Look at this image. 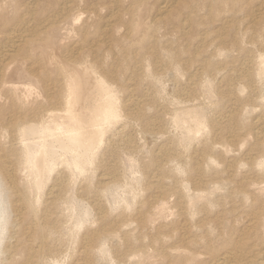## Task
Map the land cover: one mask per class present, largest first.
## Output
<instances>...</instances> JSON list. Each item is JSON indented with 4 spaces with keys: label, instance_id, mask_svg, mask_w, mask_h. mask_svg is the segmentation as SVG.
I'll list each match as a JSON object with an SVG mask.
<instances>
[{
    "label": "bare ground",
    "instance_id": "bare-ground-1",
    "mask_svg": "<svg viewBox=\"0 0 264 264\" xmlns=\"http://www.w3.org/2000/svg\"><path fill=\"white\" fill-rule=\"evenodd\" d=\"M189 7L215 27L200 74L169 32ZM237 56L250 74L221 92ZM135 79L166 128L130 114L139 143H111ZM261 119L264 0H0V264H264Z\"/></svg>",
    "mask_w": 264,
    "mask_h": 264
},
{
    "label": "rangeland",
    "instance_id": "rangeland-1",
    "mask_svg": "<svg viewBox=\"0 0 264 264\" xmlns=\"http://www.w3.org/2000/svg\"><path fill=\"white\" fill-rule=\"evenodd\" d=\"M207 12V11H206ZM186 15L187 16H189L191 19H190V23L188 22V26L187 25H182L180 28L179 27H173V28H169V32H172V34H174L175 33V36H176V42H175V48L176 49H178L179 47H181V48H183L184 50H186V52H184L186 55H184V53H183V55L181 56V59H182V61L183 62H185V64L188 66V68H189V71L191 70V72L192 73H197V74H200V72H203L204 71V66H205V64H211V63H213L214 61H215V59H213L212 58V56H210L211 55V47H212V43H213V39H214V35H213V30L215 29V27H214V25L212 24V23H210L211 25H209V24H207V25H203V26H199L198 25V23L197 22H199V18H198V16L195 14V13H193L192 12V9L189 7L186 11H184V13H182L181 15H179V19L180 20H184V18L186 17ZM206 15H210L209 13L208 14H206ZM197 16V17H196ZM193 17V18H192ZM196 17V18H195ZM193 23V24H192ZM211 26H212V28H211ZM187 27V28H186ZM190 27V28H189ZM186 28V29H185ZM173 29H176V30H173ZM180 29H183V30H180ZM211 29V30H210ZM172 30V31H171ZM185 30H186V32H188V33H186L185 32ZM189 30V31H188ZM174 31V32H173ZM175 31H177V32H175ZM195 31V32H194ZM197 31V32H196ZM208 31H210V33L208 32ZM186 33V34H185ZM189 33L191 34V33H194V34H191V35H189ZM204 33H206V37H205V40H204V42L202 41V39H203V35H204ZM202 34V35H201ZM106 35H108V36H106ZM106 35H102V39H104V41H107V44H105L104 46H103V49H105V48H107V46L109 45V42H110V39H111V37H110V35L109 34H106ZM193 35H194V39H192L193 38ZM197 35V36H196ZM186 36H188V37H186ZM203 36V37H202ZM108 37V38H107ZM180 37H183L184 39H182V38H180ZM213 38V39H212ZM182 39V40H181ZM188 42H187V41ZM190 40V41H189ZM109 41V42H108ZM200 41L202 42V43H200ZM183 42H185V43H183ZM211 42V43H210ZM205 43V44H204ZM206 43H208V44H206ZM182 44V46H180ZM189 44V45H188ZM203 44V45H202ZM206 45V46H205ZM209 45V46H208ZM210 45H211V47H210ZM105 47V48H104ZM178 47V48H177ZM197 47V48H196ZM200 47V48H199ZM204 47V48H203ZM207 47V48H206ZM203 48V49H202ZM202 49V50H201ZM205 49V50H204ZM209 51H208V50ZM188 50V51H187ZM196 50V51H195ZM198 50H200V51H198ZM204 50V51H203ZM211 51V52H210ZM195 52V53H194ZM195 54H198V55H195ZM207 54V55H206ZM208 60H207V59ZM205 60V61H204ZM235 61L236 62H238V63H235ZM243 61V58H242V56H237V57H235L234 58V64H233V62H228V64L226 65V70L224 69V72H220L219 73V75L218 74H216V71H214L213 72V74L214 75H212L214 78H216V79H218V81H219V83H220V85L219 86H221L222 88V91L221 92H232L234 89H235V83H237L240 79H246L245 77V75H249L250 74V72H249V74H245V73H248V71L247 70H245L246 69V67L244 66V68H243V64H241V62ZM159 64L161 63V62H158ZM157 63V64H158ZM189 63V64H188ZM191 63V64H190ZM193 63V64H192ZM192 65V66H191ZM194 65V66H193ZM203 65V66H202ZM196 66V67H195ZM200 66V67H199ZM195 67V68H194ZM191 68V69H190ZM229 68V69H228ZM230 68H231V70H230ZM234 68H237L238 70H240V71H235V70H237V69H234ZM240 68V69H239ZM244 70H243V69ZM194 69V70H193ZM199 69V70H198ZM201 69H202V71H201ZM232 69H234V70H232ZM200 71V72H198V71ZM188 71V69H187V72L190 74V72ZM228 71H230V72H228ZM243 71V72H242ZM226 73V74H225ZM236 73V74H235ZM238 74V75H237ZM233 75V76H232ZM220 76V77H219ZM224 76V77H223ZM232 76V77H231ZM223 77V78H222ZM226 77V78H225ZM240 77V79H238V78ZM220 78H221V80L223 81H221L220 80ZM233 78V79H232ZM229 79V80H228ZM170 80V83H171V86L172 85H174L177 81H174V80H172V79H169ZM172 80V81H171ZM233 80H236V81H233ZM192 81H193V79H192ZM225 81V82H224ZM174 83V84H173ZM187 83H189L188 82V80L186 81V80H184V83H181L180 85L183 87V88H185V89H181V90H178L176 93H180L181 91H183V92H181L180 94H181V96L184 98H186V99H190L191 97H193L194 95V90L192 89V87L194 86L195 87V85L194 84H192V82H190L189 84H187ZM231 83H233L232 85H230ZM130 84H132L130 87L131 88H133L132 89V92L130 91V93H129V91L124 95V97L126 98V100H125V112H127L128 114H129V116L131 117V115L135 118L136 117V120L138 121V116H139V120H141V121H138V124L140 125V124H145L144 125V127H146V134H145V137H146V139H148V140H150L151 138H152V136L155 134V135H159V133H161L162 132V130H164L166 127H163L164 129H162V126H163V123L161 122V120H160V122H158V117H157V119H156V121L154 120V122H152V123H150V124H147L148 122H146V123H144L145 121V119H146V116H147V114L149 113H151L150 115H155V114H158V109L161 107H159V106H157L156 107V109H154V110H149V109H146V105H148L149 104V102H151L153 99H154V95H152L151 96V94H155V93H153V92H149L150 90H146V86L144 85V82H142V81H139V80H136L135 79V82H134V80L133 81H130V83H129V85ZM145 87H144V86ZM179 85V86H180ZM184 85V86H183ZM187 85V86H186ZM133 86V87H132ZM186 86V87H185ZM141 87V88H140ZM143 87V88H142ZM182 87H180V88H182ZM189 87V88H188ZM140 88V89H139ZM145 88V90H143ZM229 88V89H228ZM187 89V90H186ZM147 91H148V93H147ZM185 91V92H184ZM141 92V93H140ZM129 95V96H128ZM130 95H132V96H130ZM150 95V96H149ZM190 95H191V97H190ZM188 96V97H187ZM129 97V98H128ZM133 97V98H132ZM235 98V97H234ZM227 99V98H226ZM226 99H224L223 101L225 102L224 104H227V105H224L225 106V109L226 110H228L229 109V107H230V111L229 112H231V111H233L234 112V110H236L235 109V107L237 106V107H239V103H241L239 100H234L233 98V100H226ZM149 101V102H148ZM226 101L228 102V103H226ZM127 102V103H126ZM134 102V103H133ZM234 104V105H233ZM223 106V107H224ZM228 106V107H227ZM236 107V108H237ZM129 110H127V109ZM129 108H131V109H129ZM228 108V109H227ZM141 109H143V111L144 112H148V113H146V116L145 117H141V115L143 114L140 110ZM234 109V110H233ZM238 109V108H237ZM238 111H239V109H238ZM135 113V114H134ZM142 113V114H141ZM131 114V115H130ZM141 117V118H140ZM132 118V117H131ZM132 120H133V123H132ZM135 120V121H136ZM140 122V123H139ZM260 122H262V123H260ZM263 122H264V119H261L259 122H258V129L260 128V127H262V126H264V124H263ZM132 124V125H131ZM152 124V125H151ZM259 124H261V125H259ZM136 125L137 124H135V122H134V119L132 118L131 120H130V123L128 124V127L127 128H123V127H120V131H119V129H118V132H120V133H118V134H116V137L118 138H115L114 137V139H112V142L111 143H114L115 141V139H116V141L117 142H121V143H124V142H129V143H131V145L132 144H134V143H136V144H134L133 146H137V144L139 143L138 141H139V138H138V135L136 134L137 133V131H138V127H136ZM139 125H137V126H139ZM162 125V126H161ZM147 127H149L148 129H147ZM150 127H151V129H150ZM132 128V129H131ZM126 129V130H125ZM135 130V131H134ZM235 128L234 129H230V130H225V131H223V133L221 134L222 135V137H221V135H217V136H220L221 138H224L225 137V139L228 137V138H230V139H233L232 138V134L235 136V138L234 139H236V137H237V134H243L244 133V131H246L245 129L243 130V129H241V130H235ZM243 130V131H242ZM132 131H134V132H132ZM148 131V132H147ZM229 131H230V133H229ZM238 131V132H237ZM151 132V133H150ZM240 132H242V133H240ZM134 133V134H133ZM120 134V135H119ZM126 134V135H125ZM224 134H225V136H224ZM231 134V135H230ZM122 135V136H121ZM135 135H137L136 137H135ZM224 136V137H223ZM231 136V137H230ZM134 137V138H133ZM151 137V138H150ZM126 138V140H124ZM227 138V140H229ZM237 138H239V137H237ZM121 139H123V140H120ZM237 140V139H236ZM114 141V142H113ZM134 141V142H133ZM137 141V142H136ZM115 144V143H114ZM157 146L156 145H154V146H152V148L154 149V148H156ZM159 155H160V153H159ZM112 161V160H111ZM111 164V165H110ZM108 165L110 166V167H112L113 169H114V166L116 165V164H114V162H110L109 161V163H108ZM91 199V198H90ZM92 201V200H91ZM93 203H95V202H93ZM96 204V203H95ZM53 206V205H52ZM27 211V210H26ZM26 211H22L21 210V212H23V215H25L24 216V225L26 226V224L28 225L29 224V222L31 221L30 219V217H28L27 215H28V213H26ZM20 212V211H19ZM21 212L19 213V214H21ZM49 212L50 213H52V215H50V217L51 218H56V214L55 213H53L54 212V208H50L49 209ZM98 213L100 214V211H98ZM27 214V215H26ZM22 221V220H21ZM23 225V226H24ZM23 226H21L20 227V233H19V235H20V241H19V245L21 246V247H19V254L21 255L20 256V258L21 259H24L25 257H24V251L22 250V248H25V245H26V241H25V239H26V234H24V232H23V229H25V228H23ZM24 226V227H25ZM24 235V236H23ZM23 236V237H22ZM22 239H23V241H22ZM24 242V243H23ZM38 243H39V241L37 240L36 242H35V244L36 245H38ZM23 254V255H22Z\"/></svg>",
    "mask_w": 264,
    "mask_h": 264
}]
</instances>
